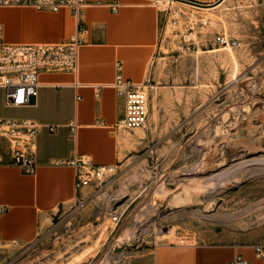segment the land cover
<instances>
[{
  "label": "rangeland",
  "instance_id": "374dc122",
  "mask_svg": "<svg viewBox=\"0 0 264 264\" xmlns=\"http://www.w3.org/2000/svg\"><path fill=\"white\" fill-rule=\"evenodd\" d=\"M154 61L183 127L153 135L35 241L3 246L0 264H126L163 223L174 241L264 245V0L176 9Z\"/></svg>",
  "mask_w": 264,
  "mask_h": 264
},
{
  "label": "crops",
  "instance_id": "0c3cea01",
  "mask_svg": "<svg viewBox=\"0 0 264 264\" xmlns=\"http://www.w3.org/2000/svg\"><path fill=\"white\" fill-rule=\"evenodd\" d=\"M190 1L211 6L181 0H85L77 11L0 6V36L6 41L56 43L74 35L82 40L77 71L42 69L38 95L31 104L8 106L0 89V119L30 118L42 125L32 172L12 161L8 139L0 143L7 161L0 164V253L7 244L35 241L89 192L91 185L77 189L76 168L70 160L88 156L96 164L124 168L153 135L183 127L186 110L171 108L161 96L165 86L159 85L154 61L161 29L176 9L202 16L225 2ZM118 72L148 84L149 113L143 127L126 128L120 123L125 97L113 86ZM256 245L180 242L166 233L153 234L132 248L126 264H233L237 255L248 264H264Z\"/></svg>",
  "mask_w": 264,
  "mask_h": 264
},
{
  "label": "built area",
  "instance_id": "2783aa9c",
  "mask_svg": "<svg viewBox=\"0 0 264 264\" xmlns=\"http://www.w3.org/2000/svg\"><path fill=\"white\" fill-rule=\"evenodd\" d=\"M85 0H0V6H26L37 9L57 11L69 7L77 11ZM116 10V8H113ZM175 22V21H174ZM221 42H227L225 36ZM82 40L74 35L67 42H9L0 36V89L5 91V103L8 106H24L31 104L32 98L38 95L40 85L39 74L42 69H59L77 71ZM120 68V65H119ZM113 86L125 97V116L120 123L126 128L143 127L148 121L149 95L148 84L134 81L118 72ZM41 124L30 118H1L0 143L4 139L10 141L13 151L12 161L22 167L25 172H32L36 166V142ZM55 130V126L50 127ZM71 129L75 125L71 124ZM7 162L0 152V164ZM76 168V187L102 182L108 175L118 170L116 165H99L88 156L74 158L69 161ZM114 220L119 215H113ZM166 224L156 228L154 235L169 232ZM256 254L264 258V245L255 246ZM242 255H237L233 264H248Z\"/></svg>",
  "mask_w": 264,
  "mask_h": 264
},
{
  "label": "water",
  "instance_id": "95a60500",
  "mask_svg": "<svg viewBox=\"0 0 264 264\" xmlns=\"http://www.w3.org/2000/svg\"><path fill=\"white\" fill-rule=\"evenodd\" d=\"M181 1H184V2H187V3H191V4H194V5H198V6H211V5H205V4H201V3H197V2H194V1H190V0H181ZM223 0H218L216 3L212 4V5H216L220 2H222Z\"/></svg>",
  "mask_w": 264,
  "mask_h": 264
},
{
  "label": "bare ground",
  "instance_id": "6f19581e",
  "mask_svg": "<svg viewBox=\"0 0 264 264\" xmlns=\"http://www.w3.org/2000/svg\"><path fill=\"white\" fill-rule=\"evenodd\" d=\"M224 179V178H223Z\"/></svg>",
  "mask_w": 264,
  "mask_h": 264
}]
</instances>
